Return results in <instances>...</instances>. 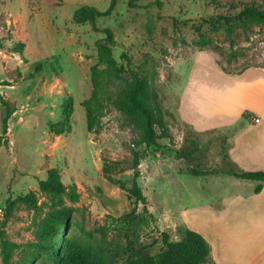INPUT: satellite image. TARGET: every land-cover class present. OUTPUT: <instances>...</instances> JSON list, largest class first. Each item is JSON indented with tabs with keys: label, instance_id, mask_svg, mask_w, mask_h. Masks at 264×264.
Segmentation results:
<instances>
[{
	"label": "rangeland",
	"instance_id": "obj_1",
	"mask_svg": "<svg viewBox=\"0 0 264 264\" xmlns=\"http://www.w3.org/2000/svg\"><path fill=\"white\" fill-rule=\"evenodd\" d=\"M49 1L62 4L66 12L85 8L80 22L69 19L80 26L74 53L60 47V32L58 38L50 36L43 22ZM109 3L0 0V93L16 110L4 132L6 107L0 102V229L13 243L14 258H19L48 210L39 181L56 168L66 189L78 195L76 201L63 197L73 208L59 236L63 244L79 243L111 264H139L140 254L151 256L155 264H165V256L171 254L172 264H214L210 249L205 256L175 255L163 234L175 246L187 227V211L209 209L201 216H218L226 198L252 190L249 181L222 172L194 175L189 167L224 168L219 138L207 140L200 133L218 128L231 135L242 128L244 119L250 120L243 114L234 121L210 115L206 101L207 95L230 85L226 83L231 78L221 72L264 71V21L239 15L247 4L264 10V0H116L108 12ZM7 16L21 18L27 37L23 52L6 39L10 31L1 25ZM53 23L55 27L59 21ZM104 30L111 33V51L122 69L107 71L98 58L95 42L106 37ZM128 64L145 76L165 111L164 133L153 144L143 141L121 109ZM37 65L41 69L35 72ZM68 97L72 112L64 124ZM190 125L200 133L191 132ZM193 143L200 150L192 160L177 154ZM28 194L36 196L35 206L25 203ZM235 208L224 219L232 220ZM217 224L212 225L215 230ZM213 237L215 244L209 248H217L219 258L229 257L227 243L232 239L223 245L217 234Z\"/></svg>",
	"mask_w": 264,
	"mask_h": 264
},
{
	"label": "trees",
	"instance_id": "obj_2",
	"mask_svg": "<svg viewBox=\"0 0 264 264\" xmlns=\"http://www.w3.org/2000/svg\"><path fill=\"white\" fill-rule=\"evenodd\" d=\"M116 0H110L107 11L114 8ZM85 8L75 10L73 17L76 22H80L81 13H84ZM93 11L92 9H90ZM239 15L252 17L259 21H264V10L258 8L254 4L243 5ZM83 19V18H82ZM106 37L104 39L96 40L95 47L98 58L102 59L107 66V71L122 69V65L118 66L117 60L111 51V33L104 30ZM107 41V42H106ZM20 47L22 43H17ZM125 58V56H122ZM129 62V60H127ZM41 69L37 65L34 71L38 72ZM129 80L127 82L123 99L121 102V109L124 114L131 118L139 129L140 135L144 142L153 144L156 139L164 133V110L161 108L160 102L153 97L152 92L147 84L145 76L133 69L130 64L127 65ZM91 81L95 83V66L90 68ZM92 98H95V90L92 93ZM0 102L6 107L5 116L3 119L4 132L7 128V120L14 112V108L10 106L9 102L3 98L0 93ZM64 108V124L68 122L72 112V98L68 97ZM247 113L243 114L246 118ZM193 133H200L190 125ZM156 128L160 130L158 134ZM207 140L211 137H217L220 140L223 152L221 158L225 165L222 169H205L198 170L189 167V171L194 175H205L208 173L222 172L224 174L232 175L236 178L255 181L253 191L258 193L264 185V170H243L239 168L230 158L228 149L231 146L230 136L218 128L209 129L205 133H200ZM200 150V146L193 143V146L184 150H177V154L185 158L187 161L192 160L193 154ZM189 163V162H188ZM39 191L45 196L44 204L48 206L44 217L37 224L34 233V241L29 243V247L24 251L19 258H14L13 243L6 237L3 229H0V255L3 264H111L100 253L94 252L79 243L71 245L63 244L60 233L66 230L67 225L71 219L73 208L64 204V198H69L71 201H76L78 195L73 188L67 187L61 181V176L56 168H50L47 171L45 179L39 181ZM25 203L29 206H35L37 198L34 194H28L24 197ZM127 216V215H124ZM164 242L168 250L174 249V254L182 256L184 253H192L194 255L205 256L209 253V245L206 239L198 232L191 230L188 227L183 229V238L181 242L173 246L167 241L165 234ZM165 256V264H172L171 257ZM139 264H155L154 259L146 254H140L138 257Z\"/></svg>",
	"mask_w": 264,
	"mask_h": 264
},
{
	"label": "crops",
	"instance_id": "obj_3",
	"mask_svg": "<svg viewBox=\"0 0 264 264\" xmlns=\"http://www.w3.org/2000/svg\"><path fill=\"white\" fill-rule=\"evenodd\" d=\"M62 8V4L53 6L49 1L47 11L42 15V19L50 36L58 38V32H60L59 46L70 48V51L74 53L75 51L71 48L79 47L77 41L80 38V26L69 20L72 19L75 11L66 12ZM58 17L60 18L58 19ZM50 18L53 20L52 24ZM55 20L59 21L55 27L58 26L57 29L60 30L54 27ZM68 25L72 27L70 32L66 30ZM1 26L10 31V37H6L7 41L10 44L12 42L22 43L21 51H25L27 37L22 33L21 18L7 16L3 19ZM5 56L7 57V55ZM213 68L218 73L219 70ZM221 73L231 78L226 83V86L230 85L223 92L207 95L206 111L210 115L221 114L233 117L231 118L233 121L242 118L244 113L249 115L250 120L244 119L242 128L229 135L231 146L228 153L231 160L244 170H264V71L249 68L239 74ZM212 96L215 98L211 100ZM235 106H239V108H235ZM255 118H258V121H254ZM237 179L244 182L249 181L248 184L252 186L250 194H239L226 198L223 202L225 207L217 213L221 214L218 216L212 213L208 217L205 215L206 218L202 217L201 214H205L209 209L198 208L187 211L184 214L186 218H184V222L188 228L200 233L209 245L213 244V240L216 239L213 237L215 234L220 237V242L222 241L223 245L226 240L232 239L230 243H227V249L230 251L229 257L219 258L217 248L212 250L210 246L214 264H264V185L258 193H255L253 191L256 185L255 181ZM232 207H236L232 220L224 219ZM217 221L218 228L215 230L212 225Z\"/></svg>",
	"mask_w": 264,
	"mask_h": 264
},
{
	"label": "built area",
	"instance_id": "obj_4",
	"mask_svg": "<svg viewBox=\"0 0 264 264\" xmlns=\"http://www.w3.org/2000/svg\"><path fill=\"white\" fill-rule=\"evenodd\" d=\"M254 121H258V118H255Z\"/></svg>",
	"mask_w": 264,
	"mask_h": 264
},
{
	"label": "bare ground",
	"instance_id": "obj_5",
	"mask_svg": "<svg viewBox=\"0 0 264 264\" xmlns=\"http://www.w3.org/2000/svg\"><path fill=\"white\" fill-rule=\"evenodd\" d=\"M249 242V241H248ZM252 242V241H251ZM245 244V243H244Z\"/></svg>",
	"mask_w": 264,
	"mask_h": 264
}]
</instances>
